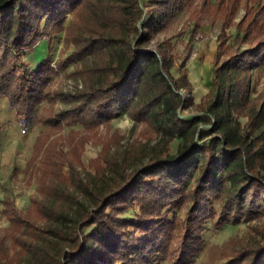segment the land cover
I'll use <instances>...</instances> for the list:
<instances>
[{
    "label": "trees",
    "instance_id": "16d2710c",
    "mask_svg": "<svg viewBox=\"0 0 264 264\" xmlns=\"http://www.w3.org/2000/svg\"><path fill=\"white\" fill-rule=\"evenodd\" d=\"M194 1L0 0V96L21 130L43 126L25 168L34 169L40 154L43 188L63 193L69 179L77 194L80 189L89 199L88 204L69 196L54 226L40 227L48 231L41 235L5 191L2 213L9 227L0 234V264H24V257L16 260L21 251L36 264H193L206 231L264 216V94L251 98L254 71L264 68V0L215 2L220 37L211 60V87L197 103L188 77L190 55L181 61L179 56L177 63L168 40L155 42ZM241 4L245 13L236 22ZM193 8L197 18L206 14L203 7ZM60 32L74 50L60 60L45 57L31 68L28 51ZM71 66L68 74L82 85L63 92L54 79ZM58 100L64 108L39 113L43 103ZM189 106L195 112L182 116ZM125 114L155 131L156 142L138 149L143 159L149 146V161L128 172L124 165L135 147L116 151L104 161L109 171L98 172L101 181L94 183L99 185L82 181L77 169L82 145L71 143L73 157L66 160L53 135L95 129ZM242 115L247 122L240 121ZM41 213L49 217L43 207ZM12 228L21 234L8 244ZM232 251L215 264H264V238Z\"/></svg>",
    "mask_w": 264,
    "mask_h": 264
},
{
    "label": "rangeland",
    "instance_id": "374dc122",
    "mask_svg": "<svg viewBox=\"0 0 264 264\" xmlns=\"http://www.w3.org/2000/svg\"><path fill=\"white\" fill-rule=\"evenodd\" d=\"M216 1L206 0L205 3H203V0L194 1L192 6L189 5L190 7L183 8L172 19L165 31L157 34L155 38V42L157 40H168L172 44V49L175 52V56H177V63H180L184 55H190V59L187 62L188 77L194 85L191 93L195 103L200 101L211 87V60L219 41L221 27L219 14L215 13ZM195 5L203 7L206 10V14L201 19L197 18L194 8L191 9ZM245 9L242 5L238 10L236 22L244 15ZM72 18V13L68 14L66 25L67 21H71ZM228 33L231 34V38L233 39L236 36L235 27L228 29ZM155 42L151 43V46ZM74 48V44L65 38V32L53 33L50 38L48 36L43 37L36 44L35 48L28 51L27 60L30 63V67L34 68L41 59L52 56L55 60H60L65 58ZM52 64L54 68H57L55 61ZM73 70L74 68L71 66L66 73H59L54 79V87L66 92L76 89L78 84L82 85L81 80L76 81L68 74ZM172 74L174 77H178L180 74L178 68H174ZM252 77L253 92L251 98L255 101L264 94V68L255 70ZM64 107L65 103L58 100L55 105L43 103L38 108V111L44 116L46 112L60 110ZM195 110V107L189 106L186 109H182L181 115H192ZM16 118V113L10 108L8 100L0 96V123L3 126V130L0 131V210L2 207L1 200L6 191L10 197H13L16 206L24 211V213L22 212L23 217L29 219L39 228L50 229V225L54 226V218L57 212L63 208L62 204L69 199V196H80L79 198L88 204L89 199L85 195H82L80 189H78L77 194L73 182L68 178L65 184L67 187H63L66 191L63 190V193L56 194L53 189L42 187L37 171L41 155L39 154L37 163L33 164L34 169H26L25 166L28 163V159L34 153L35 140L43 126L38 123L34 125L33 129L23 131L16 125ZM240 121L245 123L248 120L246 116L242 115ZM155 136L156 133L152 127L143 123L137 124L128 114H125L108 125H100L95 129L80 127L73 134L69 135L68 131H64V133L53 135L54 138H52L53 140L56 138L60 141V147H63L68 155L66 160L73 157L71 155L73 144L71 143L78 141L80 147L82 145V150L77 160L80 179L96 185L101 181L98 172L103 168L105 171H109L104 161L109 159V157H114L116 151L121 154L127 149L133 150L132 148L135 147V156L124 165H128L126 166L128 172L136 167V165L140 166L142 163L148 162L149 146L146 145L147 147H144L147 151L143 159H141L142 153L141 151L138 152V149L143 148L141 144L148 143L150 140H152V146L156 142ZM178 143L179 140H175L172 143V151H175ZM122 158L120 157V160ZM69 166L70 164L66 162L63 168L64 174L69 172ZM42 207L43 210L49 212V217L41 213ZM8 227L9 221L1 218L0 215V228H2V230L0 229V234L1 232L6 234L8 230L6 228ZM44 228H40L41 232L35 231V233L47 235L48 231H45ZM15 229L17 230L16 232L12 228V234L9 231L7 232L9 233L7 236L8 244L13 242L15 235L21 234L19 233V228ZM204 238V248L193 264H215L217 261L226 259V257L228 258L233 252L232 249L240 248L247 241L251 239L255 241L262 240L264 238V216L256 220L244 221L237 224L229 223L222 228L208 230ZM19 257H24V264H36L32 257L29 258V255L24 256L22 251L18 252L17 261L20 259Z\"/></svg>",
    "mask_w": 264,
    "mask_h": 264
},
{
    "label": "crops",
    "instance_id": "0c3cea01",
    "mask_svg": "<svg viewBox=\"0 0 264 264\" xmlns=\"http://www.w3.org/2000/svg\"><path fill=\"white\" fill-rule=\"evenodd\" d=\"M216 51V50H215ZM213 59V58H212ZM194 86V85H193ZM2 125V124H1ZM16 125L18 126V124H17V118H16ZM3 127V126H2ZM19 128V127H18ZM21 129V128H20ZM3 130V129H2ZM1 130V131H2ZM5 193V192H4ZM4 198V197H3ZM2 201V200H1ZM2 208H3V201H2V207H1V210H0V215H1V218H5L6 220H8L7 219V217L5 216V215H3V213H2Z\"/></svg>",
    "mask_w": 264,
    "mask_h": 264
}]
</instances>
